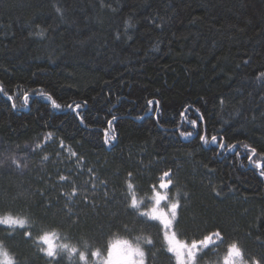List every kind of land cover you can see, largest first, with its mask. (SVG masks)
<instances>
[{
    "label": "trees",
    "instance_id": "obj_1",
    "mask_svg": "<svg viewBox=\"0 0 264 264\" xmlns=\"http://www.w3.org/2000/svg\"><path fill=\"white\" fill-rule=\"evenodd\" d=\"M262 73L264 0H0V136L52 132L93 169L0 172V220L22 222L0 223V264H106L117 240L177 264L152 185L187 247L221 232L191 264L234 242L264 264Z\"/></svg>",
    "mask_w": 264,
    "mask_h": 264
},
{
    "label": "rangeland",
    "instance_id": "obj_2",
    "mask_svg": "<svg viewBox=\"0 0 264 264\" xmlns=\"http://www.w3.org/2000/svg\"><path fill=\"white\" fill-rule=\"evenodd\" d=\"M45 157H47V159H45ZM13 158L19 161V165L13 163ZM50 166L56 167V170L61 171L59 176L65 177L64 180L60 179L61 182H66L69 178L68 174L71 172L75 173L77 176L79 175V173L81 174L93 173L92 168L85 169V159L81 157V155L75 149V147L55 137V135L52 132H44L40 136L32 140L25 141L22 143H15V144L7 143L0 136V172L1 173L11 174L15 176H23L28 172L36 169L40 171V173L45 172ZM91 177L92 179L86 178V180L88 183H92L95 186L96 184L95 182H97V177H95V174L91 175ZM74 189L76 190V193L75 195H72V197L78 196L80 194L79 191L80 189L78 188L77 185L74 187ZM153 208L156 209L157 213H164L165 215H168V217L171 219L170 209L164 206L163 201L159 205H156L154 201V195H153V205L150 209V213L152 216H153L152 213ZM158 220L165 229V238H166V234L168 237L171 238V243L169 242V239L166 238L169 248L172 247L180 248V246L182 245L188 248L186 243L177 237L176 233L172 228V225L169 226L168 228H165L162 220L161 219ZM49 239L51 240L52 248L54 251L56 248L55 239L52 236H49ZM43 243L45 245V249H47L48 244L45 243L44 241ZM131 245L137 247L136 245L133 244ZM186 248L181 249V251L184 252L185 264H191L193 257L187 255ZM228 249L226 250L225 253L226 256L223 262L217 264H228V260H227ZM141 252L143 253L141 248H139V251L132 256L131 260L135 262V264H148L145 255L143 256L140 255ZM171 252L174 258L176 259L177 264H181L180 259L177 257L176 252L174 251ZM125 253H126V249L124 245H120L115 249L111 247L106 258V264H130V262L127 260V256ZM235 259L237 260L238 264L246 263L243 256L242 258H235Z\"/></svg>",
    "mask_w": 264,
    "mask_h": 264
},
{
    "label": "snow or ice",
    "instance_id": "obj_3",
    "mask_svg": "<svg viewBox=\"0 0 264 264\" xmlns=\"http://www.w3.org/2000/svg\"><path fill=\"white\" fill-rule=\"evenodd\" d=\"M261 75L264 76V73H262ZM25 100H27V97H25ZM148 103L152 104L153 102L152 101H148ZM53 104H54V107H57V108L60 107V105L55 104L54 101H53ZM77 107H79V106H77ZM113 119H115V117H113ZM49 135H51V134H49ZM185 135H191V134L187 133ZM202 139H204V138L202 137ZM212 140H213V142H215L216 141V137H212ZM205 142H207V141L205 140ZM219 147H223V145H219ZM252 152L254 153L255 149H252ZM45 159H47V157H45ZM13 163L19 165V161H17L15 158H13ZM171 175H172V173L170 171L163 173L164 182H161L159 184V189H168L170 186H172V181L169 178ZM260 175L264 176V171H261ZM60 179L64 180L65 177H60ZM152 189L154 191V201H155L156 205H159L162 201H165L167 199V197L165 195H162L161 191L156 190V185H152ZM75 193H76V190L73 189L72 195H75ZM217 195H219V193H217ZM185 196H187L186 193H185ZM131 207L132 208H136L137 207V201H136L135 197H133L132 200H131ZM179 208H180L179 200H177V202H175V203H171L170 204L171 219L168 217V215H165L164 213H157L156 209L153 208L152 209L153 217L161 219L163 224H164V226H165V228H168L169 226H171L173 224L174 220L178 223L177 216H178V209ZM141 215H143V213H141ZM13 222L22 223L20 221H13L11 217H9L7 219L0 220V223H5V224L13 223ZM26 235H30V233H26ZM213 237H219L221 240L223 239V237L221 235V232L219 230H217V231L211 233L209 236H206L204 239H202V240H200L198 242L194 241L191 244V247L186 248V246L182 245V246H180V248L172 247V248H170V251L176 252L177 257L180 259L181 264H185L184 252L181 251V249L186 248L187 255L190 256V257H194L193 249H196V248L201 247V246L208 247L209 245L214 243V241L212 239ZM166 238L169 239V242L171 243V238L168 237L167 234H166ZM41 239L45 243L48 244V248L46 249L47 254L49 256H53L54 257L55 256V252L53 251L52 243H51V240L49 239V236L45 235V236L41 237ZM205 241H207V243H205ZM71 251L75 252V249H71ZM140 255L143 256L144 254L141 252ZM242 256H243V252H242V249L239 247L238 243L234 242V243L229 245L228 257H227L228 264H238V262H237V260L235 258H242ZM127 260L130 262V264H135V262H133L130 257H127ZM256 264H259V261H257Z\"/></svg>",
    "mask_w": 264,
    "mask_h": 264
},
{
    "label": "clouds",
    "instance_id": "obj_4",
    "mask_svg": "<svg viewBox=\"0 0 264 264\" xmlns=\"http://www.w3.org/2000/svg\"><path fill=\"white\" fill-rule=\"evenodd\" d=\"M120 245H124L125 249H126V256L130 257L132 259V256L135 255L138 251L139 248L132 246L131 244L128 243V241H115L112 245V247L115 249L117 247H119Z\"/></svg>",
    "mask_w": 264,
    "mask_h": 264
}]
</instances>
